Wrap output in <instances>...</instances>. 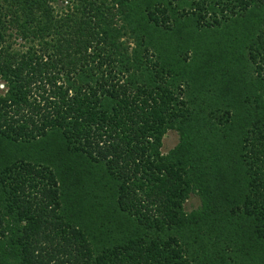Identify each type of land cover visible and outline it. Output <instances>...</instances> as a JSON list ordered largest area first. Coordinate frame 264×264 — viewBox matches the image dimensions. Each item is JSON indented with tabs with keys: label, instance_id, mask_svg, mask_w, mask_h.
<instances>
[{
	"label": "trees",
	"instance_id": "1",
	"mask_svg": "<svg viewBox=\"0 0 264 264\" xmlns=\"http://www.w3.org/2000/svg\"><path fill=\"white\" fill-rule=\"evenodd\" d=\"M78 1L0 0V264H264V0Z\"/></svg>",
	"mask_w": 264,
	"mask_h": 264
},
{
	"label": "rangeland",
	"instance_id": "2",
	"mask_svg": "<svg viewBox=\"0 0 264 264\" xmlns=\"http://www.w3.org/2000/svg\"><path fill=\"white\" fill-rule=\"evenodd\" d=\"M49 5L52 7V13L54 18L58 19L60 17L66 18L67 15H70L72 11H77L78 0H48ZM15 15L17 16L16 20H13L11 26L12 36L10 42L14 47V50L22 52L27 50L29 47L34 46L36 49L43 47L46 40H51L47 35V32H43V36H36L29 32L28 29L35 26V24L30 25L29 22L25 23L26 19L21 18L19 15L21 12L15 9ZM22 23H25L24 25ZM25 29V30H23ZM28 30V31H27ZM131 41V40H130ZM6 83L4 80L0 79V95H4L6 92ZM179 142V134L177 130H169L165 133L163 137V146L162 152L164 154L171 151ZM201 206V198L198 196V193H191L188 198L185 200L183 207L185 212H190L194 209H197Z\"/></svg>",
	"mask_w": 264,
	"mask_h": 264
}]
</instances>
